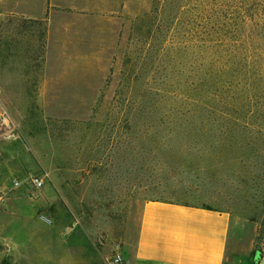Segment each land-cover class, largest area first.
Here are the masks:
<instances>
[{
	"label": "rangeland",
	"instance_id": "rangeland-1",
	"mask_svg": "<svg viewBox=\"0 0 264 264\" xmlns=\"http://www.w3.org/2000/svg\"><path fill=\"white\" fill-rule=\"evenodd\" d=\"M253 3L242 25L241 0H127L90 33V63L63 66L47 89L43 19L0 15V186L44 180L0 209L2 259L15 261L8 235L43 214L105 264L125 261L143 203L158 199L228 212L234 264H264V0Z\"/></svg>",
	"mask_w": 264,
	"mask_h": 264
},
{
	"label": "crops",
	"instance_id": "crops-1",
	"mask_svg": "<svg viewBox=\"0 0 264 264\" xmlns=\"http://www.w3.org/2000/svg\"><path fill=\"white\" fill-rule=\"evenodd\" d=\"M126 4L127 0H0V15L15 13L45 20L40 87L47 89L51 74L65 71L63 66L90 63L86 50H94L96 41L90 33H96L98 23L103 27L118 17ZM95 59L93 53L94 63ZM232 227V216L223 210L176 201H145L134 242L124 254L125 264L238 263L232 253ZM61 229L43 214L31 216L24 229L7 238L16 249V263L105 264L100 249H82L81 242H72Z\"/></svg>",
	"mask_w": 264,
	"mask_h": 264
},
{
	"label": "built area",
	"instance_id": "built-area-1",
	"mask_svg": "<svg viewBox=\"0 0 264 264\" xmlns=\"http://www.w3.org/2000/svg\"><path fill=\"white\" fill-rule=\"evenodd\" d=\"M0 126L2 128L9 127L8 117L4 110H0ZM24 184L28 191L30 190H39L43 184L44 180L42 177L34 175L30 176L29 178L25 179L23 182L18 179H13L11 184L8 187H1L0 186V209L4 207L7 203V200L10 197V192L16 188H18L21 184ZM107 264H125L123 256L116 252L112 254L110 257L106 259Z\"/></svg>",
	"mask_w": 264,
	"mask_h": 264
},
{
	"label": "trees",
	"instance_id": "trees-1",
	"mask_svg": "<svg viewBox=\"0 0 264 264\" xmlns=\"http://www.w3.org/2000/svg\"><path fill=\"white\" fill-rule=\"evenodd\" d=\"M255 1L259 2L260 0H255ZM253 2H254V0L253 1L241 0V4H240V6L238 8H239V10H241V13L243 15V16H241V20H240L242 25H248L247 24L248 23L247 19H250L252 17L251 10H252V7L255 6ZM225 16H226V14H225ZM230 20H231V18H228L229 22H231ZM39 24H43V27H44L43 32L41 34V38H42V43H41V51H42V53H41V57L43 59V54H44L43 53L44 52L43 48H44V44H45L44 37H45V29H46L45 20L43 19L42 22L40 20ZM203 207L210 208L208 206H203ZM0 264H17V263L13 260V258L11 256H8V257H6L4 259L1 258Z\"/></svg>",
	"mask_w": 264,
	"mask_h": 264
},
{
	"label": "water",
	"instance_id": "water-1",
	"mask_svg": "<svg viewBox=\"0 0 264 264\" xmlns=\"http://www.w3.org/2000/svg\"><path fill=\"white\" fill-rule=\"evenodd\" d=\"M0 261H1V257H0Z\"/></svg>",
	"mask_w": 264,
	"mask_h": 264
}]
</instances>
